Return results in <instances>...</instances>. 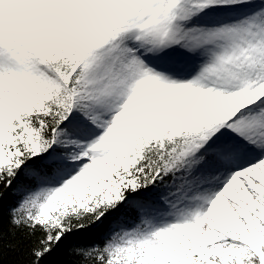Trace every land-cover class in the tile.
I'll list each match as a JSON object with an SVG mask.
<instances>
[{"label":"snow or ice","instance_id":"snow-or-ice-1","mask_svg":"<svg viewBox=\"0 0 264 264\" xmlns=\"http://www.w3.org/2000/svg\"><path fill=\"white\" fill-rule=\"evenodd\" d=\"M5 249L264 264V0H0Z\"/></svg>","mask_w":264,"mask_h":264},{"label":"trees","instance_id":"trees-1","mask_svg":"<svg viewBox=\"0 0 264 264\" xmlns=\"http://www.w3.org/2000/svg\"><path fill=\"white\" fill-rule=\"evenodd\" d=\"M27 260L28 257L21 256L20 253L9 254V250L5 249L3 264H27Z\"/></svg>","mask_w":264,"mask_h":264}]
</instances>
